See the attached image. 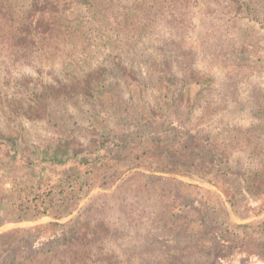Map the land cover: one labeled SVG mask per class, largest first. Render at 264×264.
<instances>
[{"label":"rangeland","instance_id":"374dc122","mask_svg":"<svg viewBox=\"0 0 264 264\" xmlns=\"http://www.w3.org/2000/svg\"><path fill=\"white\" fill-rule=\"evenodd\" d=\"M71 1L77 4L68 20L87 21L90 42L102 44L110 36L132 47L131 55L121 53L122 63L138 73L139 82H124L111 71L120 60L113 42L90 66H75L68 75L57 55L39 68L0 59V77L12 75L8 86L0 81V128L8 131L21 119L28 144L22 155L37 163L34 177L20 167L21 156H7L10 168L0 167L5 188L19 189L0 196V236L17 243L0 249V264H264V0H89V12L80 6L83 0ZM98 15L104 26L92 22ZM150 16L146 37L128 41L137 32L133 25L126 37L118 36L126 18L144 25ZM150 68L177 75L192 68L198 77L184 83L183 97L174 103L176 87L166 91ZM100 70L106 71L101 91L88 93L98 86ZM24 74L33 75L35 93L20 100L12 94L17 79L23 85L28 79ZM135 88L146 90L136 94ZM36 102L33 114H46L33 115L34 121L17 114L21 103L27 108ZM135 103L146 107L142 116L122 115ZM140 120L151 129H138ZM57 142H69L70 154L90 146L60 167L43 155L46 145ZM69 167L65 195L43 206L49 215L7 221L23 212L31 217L27 207L35 205L34 196L56 192ZM33 184L39 189L32 190ZM75 219L83 226L76 235L62 237V228L46 227ZM37 226L42 228L33 237L12 234ZM216 232L228 242L215 241Z\"/></svg>","mask_w":264,"mask_h":264},{"label":"trees","instance_id":"16d2710c","mask_svg":"<svg viewBox=\"0 0 264 264\" xmlns=\"http://www.w3.org/2000/svg\"><path fill=\"white\" fill-rule=\"evenodd\" d=\"M94 1L101 4V2L105 0H94ZM79 3H81L80 6L83 7L87 12H89L91 7H93L92 3L89 0L79 1ZM76 4L77 2H72L71 0H68V1L66 0H29L28 3L24 2V0H0V59L8 62L10 66H15L16 64H18V62H20L22 63L23 67L34 66V67L39 68L38 67L39 64H42L44 60L53 61L54 57H56L57 55L59 57L60 62L61 63L64 62V64L62 65H65L63 67H65L64 68L65 73L66 75H68L71 72L74 73L75 66L81 69V71L85 67L90 66L91 62L94 61L96 57L99 56V54L102 52L101 49L103 45L106 46L107 43L113 42L115 43V46H113L112 49L113 51L115 50L114 53L116 55V59L118 60L120 59V60L119 62H117V64L115 63V66L114 68L111 69V71L121 76L124 82L125 81L127 82V80L129 79L138 81L139 80L138 73L135 70H133V68L126 67L122 63V60L125 58V56H123L121 53H124L125 55H131L132 53H134V50L132 49L131 46L128 47L125 44L124 46L121 45L123 44L122 43L123 40L116 43L114 42L113 39L110 38V36L108 39L104 40L102 44H100V42H97V43L94 41L90 42V38L85 35L87 33L85 32L86 27H87V21H84L83 19L79 18L76 23L69 22L68 16L71 14V11L73 10L72 8ZM28 7L30 8L28 14L27 15L22 14L21 12L25 11L24 9H28ZM151 18H152L151 16L148 17L147 22H150V23L146 22L144 25L143 23L137 25L136 22L133 23L132 21L133 18L132 19L126 18L124 20V22L126 23V27H125L126 31L125 30L122 31L121 28H117L116 31L119 33L118 36L126 37L128 35L127 33L128 28H131L133 25V27H137V28H133L135 29V31L137 30V32H135L134 35H132L133 37H130L129 39H127L128 41L138 36L146 37V35L148 34L147 29L149 27H152ZM91 20H93L92 22H97V24L100 26H104L105 23H107L105 22V19L101 15H98L97 18H92ZM138 26H141V28H138ZM144 27H146L147 29H145ZM92 43H96V44L92 46ZM120 46L121 47L123 46L122 50L120 48L118 49V47ZM54 52H56V54H54ZM110 57L114 58L115 56H113L112 54H108L106 59ZM150 69L151 70L154 69L152 73L155 74L159 80L163 79L162 81L163 84L167 85L166 91L171 92L170 91L171 88L173 86L176 87L175 91L177 92H176V95L174 96V103H176L175 101L176 98L180 100V98L183 97L182 91L184 88V83H186V81H188L187 83H189L190 82L189 79L192 80V78L198 77L197 72L192 68H186L185 70L182 71V74H178V75L176 73H172L169 70L160 71L156 68H150ZM106 71H109L110 73L109 69H107ZM106 71L105 72L103 70L96 71V73H98V79L96 80L99 82L98 86L95 87V90H92V87H89L88 89L85 88V90L87 89L88 93L92 94L94 93V91H97V92L101 91L99 88V85L105 79ZM6 73H7L6 75H3L0 77V81L3 83V85L1 86H6V85L8 86L12 80V75L10 71ZM0 74H3V73L0 71ZM25 76L28 77V79L27 80L25 79L26 81L24 82V85L21 84L22 79H17L19 82L17 81L16 84H19V89L13 92L12 95L14 96V98L22 100V97L25 98L29 95H34L35 85L30 86V84L32 83L35 84V79L33 75L30 76V75L24 74L23 77ZM171 77H175V79L177 80L181 79V80L177 82L178 84H175V82L173 81L169 82V80L172 79ZM140 85L141 87H144L143 84H140ZM97 88L99 89L96 90ZM134 90L138 91L136 94H141L142 92L144 93V90L146 89L141 88L139 90V88H135ZM106 93L110 95L113 92L107 88ZM65 94L67 95V92H65ZM100 94H104V93L101 92ZM166 95H164L165 98H167ZM104 98H108V97L105 95ZM168 103L169 102H166L164 104H168ZM174 103H170L169 106L170 107L175 106ZM135 104H130L126 106L125 108H123L122 115H125L129 111H132L133 119H135L137 115L142 116L141 109L143 108V110H145L146 107H142L141 104L139 103L136 105ZM114 106L118 109V103H114ZM24 107L25 106L23 105V103H21L20 107L16 110V112H18L17 114H19V116L20 115L28 116V117L30 116L29 119H31L32 121H34L35 118L37 117L33 115H38L41 113L46 114L44 111L42 112V110H39L38 112L33 114L34 113L33 109L35 110L36 109L35 107H38L37 102L34 105L29 104L27 108H24ZM148 108H150V106ZM120 111L116 110L115 114H118ZM261 112H263L264 114V108ZM12 119L15 120L14 118H7V121H12ZM21 122L22 120L20 119L18 126H16L15 128L13 127L12 124L9 123L7 128H8V131L10 132H8L7 130L4 131L3 129L0 128V152L3 151V148L8 150V153L6 152L4 156L0 154V167H2L3 169L10 168L9 164L5 162V159L7 156L10 155L13 158H17L18 156H21L22 158L20 159L22 160L23 164H21L20 167L23 168L26 172H29L28 169H31V175L34 177L36 175L34 173V169L37 163L33 161L32 158L31 159L30 157L24 158L22 155L27 150L28 144L27 142H23V140L26 139V136H25L26 133L24 132V128ZM50 123H53V122H51L50 120ZM130 124L134 125L132 124V122H130ZM139 124L140 126L138 125L139 126L138 129L140 130L143 128L151 129V127H148L149 122H146L144 125L143 121L140 120ZM89 146H90L89 144L86 147L82 145L81 146L83 147L82 149H79L78 151H75L73 154H70L69 142H57L56 144L46 145L45 152L44 153L42 152V153L43 155L48 154L51 156L49 158H46L45 160L51 165L64 167V166H67L68 162L72 160V157L84 153L85 152L84 149L88 148ZM211 156L216 158L215 153L213 154V151L211 152ZM23 158L26 160H23ZM40 162H44V156ZM88 162H89V159L85 158V163H88ZM71 170L72 169H70V167L65 169V172H64L65 174L64 178L66 179L65 183L63 185L57 186L56 188L58 190L56 192L49 190L42 195L34 196V198L31 200V203H35V205L33 207L31 206L27 207L29 208V211L31 210V214H32L31 217L30 215L29 217L28 216L25 217L24 215H28V214L23 212L24 214L19 213L18 214L19 216L17 215L8 216L10 217V220H7V221L21 222L25 220H35L36 218H39V215L40 216L49 215L50 214V210H48L49 208H43V206L45 205V203H47L48 199L52 200V196L54 195L61 196V199L63 198V195H65V187L69 186L67 182H68V179L71 177L70 176L72 172ZM5 184L6 183L4 182V180H0V196L1 197H11L13 192H15V190H19L17 189V185L15 184H13V187L11 189H8V188L6 189L4 186ZM31 189L37 190L39 189V186H36V184H33ZM20 191L22 192V190ZM33 193L34 192H31L30 195H32ZM1 199L2 198H0V202H1ZM38 202H40L41 205H39ZM41 209H42V212H41ZM2 211H4V209L0 208V213H2ZM13 211H15V209ZM34 212L36 213L35 215H34ZM1 225L2 224H0V226ZM49 226H55V227L62 228L63 230L62 237H67L70 234L76 235L77 233L81 231V228L83 227L80 225V222L77 219L71 220L70 222L66 224H59V223L53 222V223L46 225V227H49ZM41 228H42L41 226H37L34 228L16 230L12 232V234L13 236H16L17 234L23 233L27 237H33L35 233ZM216 233L217 235H216L215 241L218 240L222 243L228 242V239L224 234L222 233L218 234V232ZM205 235H209V234L205 233L204 236ZM6 236L4 235L0 236V243H2L0 244V249H6L9 251V249L11 247H15L17 243L15 240H13L15 237L11 238L9 241H6V240L3 241ZM80 244L82 245V243ZM67 249L68 248L64 250H67ZM17 254L18 253L15 252L16 256ZM15 255L13 254V256ZM18 264H25V263H18Z\"/></svg>","mask_w":264,"mask_h":264}]
</instances>
